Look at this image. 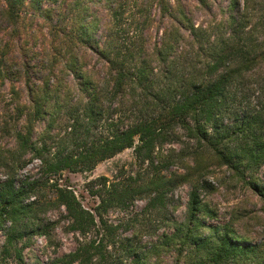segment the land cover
Segmentation results:
<instances>
[{
  "label": "trees",
  "instance_id": "1",
  "mask_svg": "<svg viewBox=\"0 0 264 264\" xmlns=\"http://www.w3.org/2000/svg\"><path fill=\"white\" fill-rule=\"evenodd\" d=\"M5 1L15 22L27 3L34 7L53 46L44 45L43 54L0 53V131L14 141L0 146L2 260L15 253L24 264L19 245L30 246L35 234L54 243L59 222L42 214L57 209L81 240L51 264H264V30L259 38V24L247 26L255 0H244L245 7L230 0L228 20L207 26L194 23L184 0H50L57 9L42 0ZM154 1L166 20L160 37L151 32ZM197 1L212 11L213 0ZM249 83L259 89L256 102L245 93ZM180 141L170 166L192 149L196 167L183 165L189 175L164 174L168 166L157 159L166 144ZM127 148L154 171L143 182L98 177L94 211L53 178L91 171ZM203 157L226 166L261 208H237L225 222L209 223L217 212L201 196L212 189ZM33 161L40 177L20 179ZM190 176L186 213L177 218L170 194ZM138 199L147 203L131 213ZM116 209L128 217L110 220Z\"/></svg>",
  "mask_w": 264,
  "mask_h": 264
},
{
  "label": "rangeland",
  "instance_id": "2",
  "mask_svg": "<svg viewBox=\"0 0 264 264\" xmlns=\"http://www.w3.org/2000/svg\"><path fill=\"white\" fill-rule=\"evenodd\" d=\"M240 1L242 7H245L246 4L244 0ZM184 2L191 4V10L194 13V23L196 25L207 26L210 23L215 25L220 20H224V22L228 20L225 19V15L227 13L230 0H213L212 3L208 4L210 10H212L209 13L205 11L206 7L203 8L197 0H184ZM41 3L47 8H60V5H57V3L51 2L50 0H42ZM255 4L248 9L251 21L247 23V26L248 28H251L254 24H259L257 36L261 38L264 30V0H255ZM29 5L30 4L27 3L24 6L25 11L27 10V12L23 13V20L15 22L13 19H8L7 15L4 13L6 1L0 0V53L3 49L7 48L9 56L18 57L21 55L23 48L28 52L37 51L42 53L44 45L49 48L53 46L51 44L52 33L50 27L43 23L39 17V13H35L36 9ZM254 5L256 7H254ZM232 14H235L234 16L237 17L236 11L235 13L232 11ZM30 15L34 16V18ZM151 17L156 20L151 28L153 37L162 36L164 28L162 21L166 22V20H161L159 7L155 4V1L151 9ZM30 20L33 21L31 27L26 25L28 22H31ZM225 32L227 33V30H225ZM258 90L259 89L256 84H247L245 93H247V96L249 97L248 101H257L259 93ZM37 130H39V128ZM5 134L0 131V146L5 148L14 145L13 138L9 137L8 134ZM181 141L187 142L186 137L182 136ZM181 141L179 143H168L163 147L162 155L157 160L165 161V164L168 166L163 169L162 172L164 174L170 175V173L174 172L189 175L190 172L187 171L185 169L186 167L184 168L183 165L190 164L191 166L196 167V160L191 156L192 149H189L184 153L185 158L183 160L175 159L173 164L171 163L172 165L170 166V152L173 150L176 152V155H181L180 150L184 146ZM201 163L206 168H210V171L206 174L205 178L212 187L211 190L201 191V196L207 199L212 208L217 212V217L210 218L208 221L209 223L225 222L230 219L231 214L233 211L237 210V208H247L249 211H258L261 208L262 203L259 199L253 196L246 187L230 180L231 174L226 166L220 167L216 160H207L206 157L202 158ZM192 169L191 170L194 171V168ZM153 171L154 169L151 166H148L147 163L141 164L140 161L136 159L134 148H127L114 157L100 162L95 169L91 171L70 172L66 170L53 178L54 180H58L60 184L73 189L83 206L94 211L95 207L99 203V198L92 195L91 189H94L95 184L93 181L98 177L106 176L111 180L137 179L139 182H143L146 180L148 174ZM25 177H40L38 161L29 163L26 168L19 171V178L24 179ZM4 179L5 175L0 171V182ZM193 179L194 177L190 176L188 179L180 182L170 194L171 209L174 211V215L177 218L183 217L186 213L187 202L193 188ZM46 191V194L49 197L53 196V190L51 188H47ZM146 203V199L136 200L131 206V213L141 212ZM62 212L63 210L59 211L57 209H48L45 214H42L44 219L59 222L55 231L56 241L54 243H49L45 237L36 234L32 235L30 246L23 248L21 245L22 243H20L19 247H22L21 252L24 264H51L55 258L76 248L81 240V236L76 232H71L66 229L67 221L64 217H62ZM124 216L128 217L117 209L111 210L107 214V217L114 222H118ZM152 217L153 219L156 218V216ZM9 224L10 223H8L7 226ZM164 228H168V225L162 227L159 232L162 233ZM143 238L144 243L146 240L150 241L151 239V237H147L145 235ZM4 239V230L0 229V246L3 244ZM0 264L23 263L17 260L16 254L13 253L8 259L3 260L2 255H0Z\"/></svg>",
  "mask_w": 264,
  "mask_h": 264
}]
</instances>
